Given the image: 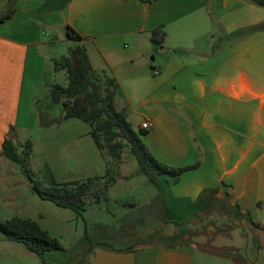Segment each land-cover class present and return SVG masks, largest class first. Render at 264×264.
Returning a JSON list of instances; mask_svg holds the SVG:
<instances>
[{
  "label": "crops",
  "instance_id": "obj_1",
  "mask_svg": "<svg viewBox=\"0 0 264 264\" xmlns=\"http://www.w3.org/2000/svg\"><path fill=\"white\" fill-rule=\"evenodd\" d=\"M11 1L0 0V15ZM263 24L264 9L245 0H14L12 16L0 22V149L10 130L28 128L21 111L30 87L58 54L81 46L93 71L115 80V107L133 130L150 123L142 139L150 154L169 168L197 165L176 182L160 176L159 188L146 178L150 207L120 204L124 213L144 211L138 228L155 223L128 241L161 223L170 230L164 239L186 236L166 212L159 215L163 192L174 207L193 211L191 222L209 199H225L264 232V28H257ZM67 28L80 40H69ZM158 28L164 35L155 37L161 42L155 47L150 39ZM132 179L117 175L101 203L114 185ZM142 179L136 184L144 186ZM20 245L0 236V264H38ZM196 249L191 240L95 245L83 264H196Z\"/></svg>",
  "mask_w": 264,
  "mask_h": 264
},
{
  "label": "rangeland",
  "instance_id": "obj_2",
  "mask_svg": "<svg viewBox=\"0 0 264 264\" xmlns=\"http://www.w3.org/2000/svg\"><path fill=\"white\" fill-rule=\"evenodd\" d=\"M60 58L58 54L57 59ZM43 73L42 78L30 87L27 106H23L21 111V119L27 122L28 128L18 129L16 133L9 131L7 136L21 156L25 151L24 144L32 143V153L25 162L32 183L38 182L42 188H51L54 185L85 183L94 178H116L119 174L132 176L133 179L128 185L121 182L114 185L106 204L93 205L86 199L85 210L77 216L71 210L40 200L32 190V183L26 179L22 166L0 157V222L12 218L34 221L62 248L61 251L45 253L42 260L20 245L24 252L38 264H83L90 246L104 244L112 249H121L191 240L197 246L194 250L196 264H264L263 251L256 247L259 243L264 244V232L254 227L247 215L230 207L225 199L223 202L209 199L206 211L199 212L198 219L191 222L193 211L184 210L178 204L174 207L167 194L160 193L159 215L164 216L166 212L169 219L179 224L178 230L187 232L186 236L164 239L163 236L170 230L167 231L161 223L154 233L128 241L127 237L133 231L155 229V223L147 221L144 228H138L141 223L136 226V222L144 211L135 209L132 213H124L125 209L120 204H125L127 210L128 205L134 203H140L138 207L141 208L150 207L152 185L146 181L124 142L115 141L123 144L119 158L115 159L107 151L101 136L102 153L96 148L89 135L91 128L88 124L78 119H64V97L54 104L51 94L59 88H66L65 71L55 70L50 64ZM138 178H144V186L136 184ZM96 188L101 191L102 186L92 185L94 193L90 201L98 192Z\"/></svg>",
  "mask_w": 264,
  "mask_h": 264
},
{
  "label": "trees",
  "instance_id": "obj_3",
  "mask_svg": "<svg viewBox=\"0 0 264 264\" xmlns=\"http://www.w3.org/2000/svg\"><path fill=\"white\" fill-rule=\"evenodd\" d=\"M247 3L264 9V0H245ZM13 3L0 15V22L5 21L13 14ZM264 28L263 25L257 26ZM161 28L152 31L151 43L159 47L161 42L155 37H163ZM66 36L69 40H80V37L72 29L67 28ZM55 70H63L67 76V86L64 89H57L64 101V119H78L91 128L89 135L94 141L96 148L102 153V145L99 137L107 147L110 155L118 159L119 151L123 148L120 140L128 146L131 154L137 161L141 173L147 180L159 188V177L168 175L176 182L179 176L187 171L193 170L197 165L182 168H169L159 163L147 150L142 139L148 134L147 131L133 130L127 121L126 115L122 111H117L115 107V97L118 86L114 79L105 74H97L93 71L85 50L78 46L68 53L67 57H62L53 62ZM12 131V130H10ZM25 151L19 155L9 139H5L1 144L2 156L15 164L21 165L26 179L31 183V174L25 168V162L32 153V144H24ZM94 178L85 183H74L65 185H54L51 188H42L38 182L32 183V190L42 201L53 203L56 207L73 211L77 216L85 210V201L89 204L97 205L105 202L107 191L114 178L104 179ZM93 184L102 186L101 191L97 188L95 197L90 201ZM258 205V204H257ZM253 226H257L251 222ZM0 235L9 242L23 245L29 252L42 260L45 253L51 251H61L58 241L52 238L40 226L28 219L12 218L8 221L0 222ZM88 243L89 240L86 237ZM102 244L101 246H103ZM105 246V245H104ZM91 247V246H90ZM44 264V263H42Z\"/></svg>",
  "mask_w": 264,
  "mask_h": 264
},
{
  "label": "water",
  "instance_id": "obj_4",
  "mask_svg": "<svg viewBox=\"0 0 264 264\" xmlns=\"http://www.w3.org/2000/svg\"><path fill=\"white\" fill-rule=\"evenodd\" d=\"M62 94L58 91H55L51 94V100L54 104H58L61 100Z\"/></svg>",
  "mask_w": 264,
  "mask_h": 264
},
{
  "label": "built area",
  "instance_id": "obj_5",
  "mask_svg": "<svg viewBox=\"0 0 264 264\" xmlns=\"http://www.w3.org/2000/svg\"><path fill=\"white\" fill-rule=\"evenodd\" d=\"M151 125L148 121H144L141 125H140V129L144 130V131H149Z\"/></svg>",
  "mask_w": 264,
  "mask_h": 264
}]
</instances>
